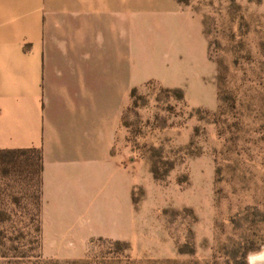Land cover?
<instances>
[{"label":"rangeland","instance_id":"rangeland-1","mask_svg":"<svg viewBox=\"0 0 264 264\" xmlns=\"http://www.w3.org/2000/svg\"><path fill=\"white\" fill-rule=\"evenodd\" d=\"M179 2L202 18L213 73L189 95L152 82L131 96L127 163L140 179L127 237L46 256L33 220L37 155L4 154L0 264H264V0ZM193 65L184 71L196 79L205 65Z\"/></svg>","mask_w":264,"mask_h":264},{"label":"crops","instance_id":"crops-1","mask_svg":"<svg viewBox=\"0 0 264 264\" xmlns=\"http://www.w3.org/2000/svg\"><path fill=\"white\" fill-rule=\"evenodd\" d=\"M212 73L202 18L178 0H0V149L39 150L46 256L132 228L131 89L189 95Z\"/></svg>","mask_w":264,"mask_h":264},{"label":"trees","instance_id":"trees-1","mask_svg":"<svg viewBox=\"0 0 264 264\" xmlns=\"http://www.w3.org/2000/svg\"><path fill=\"white\" fill-rule=\"evenodd\" d=\"M181 1V0H178ZM136 92V88H132L131 89V96H134ZM177 92H179V96L183 97L184 93L181 89H177ZM35 152L37 155V162H38V179H39V191H37L36 194V208H35V213L33 214V220L35 221V225H34V230L37 234H39L40 238H41V233H42V227H41V219H40V215H41V191H40V181H41V177H40V172H41V156L39 153L38 149L35 148H27V149H0V155H4V154H12V155H22V154H27V153H32ZM4 171H8L7 169H4ZM4 192L6 191H0V194L3 195L5 194ZM1 199V197H0ZM14 201H18L17 198L14 197ZM2 213L0 212V215ZM1 220V219H0Z\"/></svg>","mask_w":264,"mask_h":264},{"label":"clouds","instance_id":"clouds-1","mask_svg":"<svg viewBox=\"0 0 264 264\" xmlns=\"http://www.w3.org/2000/svg\"><path fill=\"white\" fill-rule=\"evenodd\" d=\"M255 259H264V251L255 254ZM250 264H251V260H250Z\"/></svg>","mask_w":264,"mask_h":264}]
</instances>
